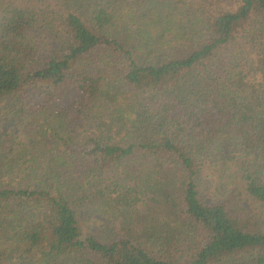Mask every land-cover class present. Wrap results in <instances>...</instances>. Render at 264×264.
I'll use <instances>...</instances> for the list:
<instances>
[{
	"label": "trees",
	"instance_id": "16d2710c",
	"mask_svg": "<svg viewBox=\"0 0 264 264\" xmlns=\"http://www.w3.org/2000/svg\"><path fill=\"white\" fill-rule=\"evenodd\" d=\"M6 98L0 264H264V0H0ZM37 113L53 155L26 147Z\"/></svg>",
	"mask_w": 264,
	"mask_h": 264
},
{
	"label": "rangeland",
	"instance_id": "374dc122",
	"mask_svg": "<svg viewBox=\"0 0 264 264\" xmlns=\"http://www.w3.org/2000/svg\"><path fill=\"white\" fill-rule=\"evenodd\" d=\"M55 107H58V102H55ZM12 109V101L10 99H2L0 100V133L2 132H14L15 134L21 130L20 126H17L18 124L13 123V117L14 114L11 111ZM33 117H38L41 125L40 131L38 133H34L38 135L41 133V135L35 137L33 139V142H31L29 139L26 140V147L28 150H30L29 153H32L34 155L40 154V155H53L58 151V148H56V144L54 143V140L51 136V129L53 127L52 118H50L49 115H47V118L45 115H40L39 113L35 114ZM29 120L30 116L27 117ZM12 120V121H11ZM71 129V133L75 136H78L81 138L84 135V128L82 126L68 127V131ZM44 131L47 132V134L44 136ZM27 152V151H25ZM224 163L217 162L216 165L210 168V170L207 169V167H204V170L199 175V185L203 191H206L209 196H214L218 193L220 188L223 187H229L231 188V184L228 182V180H224ZM233 170V169H232ZM234 172V171H233ZM245 200L247 201L248 205H250L251 209L255 214H258L262 221H264V205L256 202L252 199V197L249 194L244 195ZM165 205L162 207L164 208ZM99 213L93 209H87L84 213V229L89 232H93L99 236H105L107 232L114 233V232H121L124 233L131 238L135 239L136 237H141L143 234L142 232L138 233L134 229L130 230L128 226L124 224L121 218H115V219H107L108 217L104 216H98ZM102 217V218H101ZM137 226V224L133 225ZM137 228V227H134Z\"/></svg>",
	"mask_w": 264,
	"mask_h": 264
}]
</instances>
